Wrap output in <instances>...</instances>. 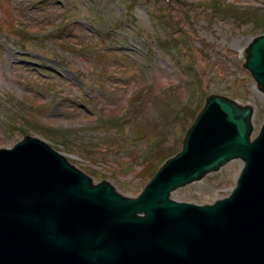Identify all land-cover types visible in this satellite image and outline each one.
<instances>
[{"label":"rangeland","instance_id":"374dc122","mask_svg":"<svg viewBox=\"0 0 264 264\" xmlns=\"http://www.w3.org/2000/svg\"><path fill=\"white\" fill-rule=\"evenodd\" d=\"M212 1L0 0V25L24 32L0 29V149L37 138L93 184L105 181L135 198L161 159L179 152L206 97L251 106L255 137L264 95L243 68L244 50L264 29L214 14ZM214 1L264 15V0ZM23 114L70 134L69 142L9 125ZM103 115L124 123L100 125ZM242 167L232 160L170 199L204 205L225 198Z\"/></svg>","mask_w":264,"mask_h":264},{"label":"water","instance_id":"95a60500","mask_svg":"<svg viewBox=\"0 0 264 264\" xmlns=\"http://www.w3.org/2000/svg\"><path fill=\"white\" fill-rule=\"evenodd\" d=\"M243 68L264 95V35ZM251 106L206 97L179 152L129 198L91 178L45 142L0 149V264H264V121L254 138ZM243 167L225 198L197 205L171 192Z\"/></svg>","mask_w":264,"mask_h":264},{"label":"trees","instance_id":"16d2710c","mask_svg":"<svg viewBox=\"0 0 264 264\" xmlns=\"http://www.w3.org/2000/svg\"><path fill=\"white\" fill-rule=\"evenodd\" d=\"M160 1L162 3H164V2H167L169 0H158V2H160ZM209 6L213 10L214 14H222L223 17L233 19L237 24L251 23L253 26H257V27L264 29V15L258 14L256 11H253L251 9H241V8H237V7H233V6L220 4L218 1H214V0L212 1L211 5L209 4ZM4 27H6V28H4ZM0 29H7L10 31V33L18 35V36L24 35V32H21L18 28H16L12 24H9L6 26L0 25ZM156 40L159 41V43L161 45H164L165 48H168L170 46L169 42H167V41L163 42L162 40L160 41V39L158 37L156 38ZM61 42H62L64 48L71 50V46H70L69 42H64V43H63V41H61ZM182 112H184L183 109H182ZM190 114H191V112H190ZM176 115H177V110H176ZM191 115H193V113ZM99 119H100L99 120L100 125H104L107 127H109V125H112V126H115V128H117V129L122 127V125L124 123V119H117V118H114V117L109 116V115H107V116L103 115ZM8 122L10 123L9 125H11L13 128H16L17 130H20L23 134H26L25 133L26 130H31V131L38 133L43 138L53 142L56 145H65L66 146L67 143L69 142L68 140L70 138L69 137L70 134H67L64 132H59V131L54 130L52 128L46 127L35 116H28V115H24V114L21 116L15 115L14 118L10 119ZM139 133H141V131H139ZM158 149L161 150L160 147ZM162 154H163V151L157 152L156 158H160L162 156ZM174 154H175V152H173L169 156L163 157L161 159L160 164L165 159H167L168 157H170Z\"/></svg>","mask_w":264,"mask_h":264}]
</instances>
